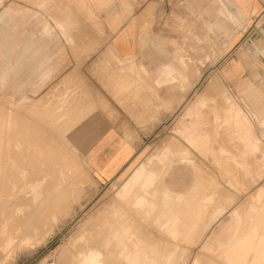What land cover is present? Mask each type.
Returning <instances> with one entry per match:
<instances>
[{"label":"rangeland","instance_id":"374dc122","mask_svg":"<svg viewBox=\"0 0 264 264\" xmlns=\"http://www.w3.org/2000/svg\"><path fill=\"white\" fill-rule=\"evenodd\" d=\"M147 1L148 10L144 20L149 25L151 23V27L157 28V35L151 36L146 47L156 48L162 52V67L167 64L177 65L176 58L178 56H183L184 70L178 72L172 68H163L159 71L156 82V80L153 81V79L154 76H157V72L160 69L159 66H157L155 70L157 71L155 75L154 72H149L147 74L145 70L141 69L142 73L147 75L140 79V82L136 84L137 87L121 90L120 95L116 98L121 104L113 106L112 104H108L107 101L104 102L105 99L100 97L99 94L93 96L92 93L95 92L92 89L70 87L72 83L68 85L64 79L62 82H58L60 76L58 74V61L62 60L65 66L67 58L59 57L54 51L66 47L73 49L76 44H81V41L73 40L75 36L80 34L78 32L80 25L77 23L73 24V22H71L69 26L66 25L64 27L66 36H63L62 39L57 38L53 41L42 40L44 37L40 34L42 22H47V24L52 27L54 23L52 17L54 16H63L66 12L68 13L70 10L74 9L83 13V10L76 7L79 6L76 0H0V15L2 13H8L0 17V76H6V81L0 82V169L2 166L0 171V200L5 197H13L12 206L9 205L7 210H5L6 212L4 211L7 217L4 215L0 218L11 220L13 228H11L10 223L9 225L10 229L13 230L21 226L27 216L30 217L26 218L25 221L31 219V213L34 211V206L36 207L35 203H37L42 196L40 193L41 187L44 185L43 182L46 181L45 179L49 177V174L46 173L37 180L34 176L35 174L33 175V173L31 174L30 172H34L35 170L24 164L27 162L22 161L20 163V161L25 154L26 157L29 156L30 153V156H32L33 153L34 156L38 155L37 144L42 142L44 135V140L53 136H56V139H61L59 142L60 145L63 144L60 146L61 149L64 147L65 150H63V152L65 153L67 151L66 154L67 156L70 155V159H72V155L77 159H73V161H75V166L73 162H71L74 166V174L70 172L72 177H70L69 173L68 176L64 173L66 177L64 176V179L60 181L62 185L59 186H62L61 189H66L67 193L65 192L66 194L63 195L65 198L60 200L59 203L61 204H59V209L55 208L53 210V217L52 215H50L51 217L45 216L49 220L44 219V221L40 222V225L35 227L28 226L25 230L27 232L26 235L24 233L18 236L19 233H22V231L20 232L21 229H17L15 233L13 232L16 235L15 238L11 237V240L13 239L12 243H10L11 240L9 237L8 241L10 245L7 241L4 250L0 249V264L64 263L74 249L75 243L78 242L79 239H82L85 231H90L89 222H91L104 208L110 209L111 206L115 208L116 214L118 215L125 214V216L128 217L132 212L135 213L138 219L140 218L139 220L148 226L147 230L151 229V231H155V229L161 227V220L165 217L162 213H165L166 209H168L167 205H165L167 204L166 201L171 196L173 197V195L176 197L179 196L178 198L182 200L191 199L192 208L198 213L197 227L200 231L206 232L204 239L198 247L200 250L206 251L208 245L218 239L224 240L225 242L231 241L236 237L239 232L237 228L239 226L241 227L243 222V229H246L250 223L253 224L251 227L259 242V246L264 245V185H262L264 182V177H262L264 172L262 170L264 167L262 168L263 165L261 167L258 166L261 164V161L259 162L257 159L260 153H256V157V155H252V153L248 151L244 150L246 153L242 151L243 148L248 150L250 148V145L245 140L248 136L253 140L257 138L256 140H259L256 141L258 150L264 151L263 130L258 126V119L251 117L252 121L250 122V120L246 118V114L249 113L248 108L250 107L255 109L259 116L264 117V3L262 1L261 5L257 4V7L250 13L245 10L242 0H224L227 8L221 7L222 10L219 9L220 0ZM213 1H215L216 4L212 3ZM209 4H215L216 9L221 12L225 11L228 24L230 23L228 27H236L237 30V33L233 37H231V35L226 37L223 33L215 31L208 33L207 38L204 39L203 42L194 41L190 34L194 33L192 30L193 26H195L196 29L201 26V23L197 22L196 17L199 11H202ZM154 6L162 8L161 13L158 12L156 17L154 16ZM228 10L232 15L228 14ZM29 13H34L35 15L32 14L28 16ZM213 19L214 18H210L209 20L214 21ZM55 31L56 30L52 28L51 33ZM197 33L199 34L200 32L197 31ZM26 43L31 50L30 58L27 57V52H23V47H25ZM33 50H39L40 54L36 57L38 60L46 56L48 66L41 67L39 63L37 65V63L33 61ZM28 59L30 60L29 63L27 62ZM43 68L44 71H48L49 69L53 70V72L44 79L41 78V71ZM232 69L235 71H231ZM237 74L239 76L235 77ZM111 93H113V90H111ZM227 98L231 103L234 101L230 112H228L229 110H225L226 104H228L227 101H229ZM81 103L84 105L82 106ZM72 105L74 108H72ZM80 105L81 108H79ZM237 106L242 108L244 112L247 111L245 112L246 114L243 113L244 115H242V112L239 114L238 112H234ZM82 107L83 110H85L84 108L86 107V109L90 108L94 111H101L111 116L116 113L114 110V108H116L122 112L123 116L130 119L133 127L132 132L138 131L140 133L137 136H125V138L137 148V153L128 166L110 182L99 183L94 179L83 154L77 151L68 141L65 134L68 130L62 129L64 127L66 128V126L70 129V127L74 125V121L79 119H76V116L82 117L84 113H79L80 115L78 112L76 113V111L82 109ZM7 111L9 112L7 113ZM47 111L48 113H46ZM233 114L235 117L232 116ZM245 121L248 123L247 126L241 123ZM227 122H231V125L228 123L229 126ZM240 124L243 127V131ZM238 126L240 128H237ZM59 127L62 128L59 129ZM247 127L248 130H245ZM58 133L60 135H58ZM247 133L249 134L247 135ZM241 135L245 138H242ZM38 136H40V139ZM236 137L238 139L240 138V141ZM36 138L41 140V142L36 140ZM29 142L32 144H29ZM241 142L243 144H241ZM247 146L249 148H247ZM176 149H178L179 152ZM69 150L70 154H68ZM72 150L75 152H71ZM8 151H10V155ZM178 153L180 154L179 156H177ZM202 153L203 155H201ZM248 153L249 155L246 158L245 155ZM16 154L18 155L16 156ZM232 154L233 157L235 156L234 158ZM181 155L185 157L187 155L186 159ZM173 156H177L176 158L178 159L175 157L173 158ZM165 157H167V159H165ZM179 159L180 161H178ZM239 159L241 161L245 160L243 161L244 165ZM3 160H5V162ZM146 163L148 165L146 166L147 168L145 167ZM154 163L155 166H153ZM19 165H21V167ZM228 165H234L237 168L234 166V168L232 166L230 168ZM221 166L223 168L222 171L220 170ZM5 167L8 168L7 171ZM158 167L161 168L158 169ZM153 168H157L155 169L157 175H154V170L152 171ZM232 168L234 170H232ZM257 168L259 169L257 170ZM29 169L31 170L29 171ZM236 169L239 171L237 172ZM162 170L164 172H162ZM138 171H141L140 178L130 186L127 194L120 195L121 188L129 183ZM205 171L206 174H204ZM200 172L204 173L201 174ZM207 172L210 174H207ZM15 173L19 175L23 184L20 186L17 185L16 188H13L14 185H12L13 187H10L12 191L8 194L9 196H1L5 188H7L4 190L5 193L8 190L13 180L12 175ZM163 173L165 174L163 175ZM220 173H224V176H220ZM240 173L243 174L241 181ZM251 173L254 176H252ZM230 174L231 177H229ZM208 175L215 176L211 178V176L209 177ZM30 176H33L32 181ZM158 176L159 178L162 177L161 180L163 179L164 182L158 179ZM200 176L203 180L206 178L205 181L201 180L202 183L200 182ZM204 176L205 178H203ZM222 176L225 177V179H223ZM227 176L231 179L230 184V180L228 181ZM232 176H238L239 181H235ZM255 177H259L257 181ZM250 178H252L256 184H254L252 180L249 181ZM10 179L12 180L10 181ZM209 179L210 181H208ZM214 179L215 185L212 183ZM7 180L10 181L9 184ZM2 181L5 182L3 183ZM154 181H156V183H154ZM160 182L165 185L161 186L162 183ZM177 182H180V185ZM216 182H218V184H216ZM237 182H240L239 186L241 189H239ZM169 183L171 186H169ZM187 183L190 184L188 185ZM177 184L179 186L182 185L181 188H179ZM245 184L247 187H245ZM156 185H158V187ZM174 186L175 189H172ZM249 186L251 187L249 188ZM219 187L221 189L223 188V190L220 189L222 192L219 191ZM215 188H218L216 189L217 191L214 190ZM236 188L240 191L236 190ZM245 188H247L246 191ZM13 189L16 191L13 192ZM153 189H155L156 192ZM200 189L203 190L200 191ZM211 189L215 191L214 194H212L214 191L212 192ZM147 191L149 192L147 193ZM177 191H179V193ZM195 191L198 192V194ZM159 192H161L160 195ZM11 193L13 195H10ZM175 193L178 194L175 195ZM195 193L197 197H200V194L202 195L203 193L205 195L203 194L202 198L198 197L199 199H195ZM215 194L218 197L219 195L223 197L224 201L221 197L216 198ZM154 195H157L156 199ZM223 195H225V197ZM232 196L236 198L234 199ZM15 197H17V199ZM211 197L213 200H210L212 199ZM245 197L247 199H245ZM218 199L222 200L221 203L219 200L220 204H218ZM245 200H250V203ZM159 201L161 202V207L159 206ZM226 201L232 203H228L229 209L226 206ZM20 202L21 204L23 203V206ZM214 202L215 204L217 203L215 207ZM223 204L226 205L224 206ZM245 204L247 205L246 210ZM260 204L261 206L259 207ZM61 205H64L62 207L65 208H62ZM115 205H118L117 209ZM211 205H213V208ZM208 207L209 209L212 208L211 211ZM240 207L243 208L241 209ZM156 208L157 210L159 208V210L163 212L158 211V213ZM9 210L14 216V221L13 216L10 218V213H8ZM220 211L226 215L215 220ZM4 212L2 213L4 214ZM154 213L158 214L159 217L154 215ZM205 214H207L208 217L205 216ZM202 217H205V219H202ZM149 220H151V223H149ZM14 225L16 228H14ZM28 229L30 230L28 231ZM164 234L163 232V237H165ZM23 236L25 238H23ZM152 237L155 238L154 236ZM163 237L160 238L163 239ZM19 238L20 240H26L18 244L20 241ZM163 241L161 242L162 244H164ZM130 245L128 244L129 247ZM128 246L126 249L130 250L133 245H131L130 249ZM153 247L151 242H148L144 251ZM1 248H3V246ZM78 260L81 261L80 259Z\"/></svg>","mask_w":264,"mask_h":264},{"label":"bare ground","instance_id":"6f19581e","mask_svg":"<svg viewBox=\"0 0 264 264\" xmlns=\"http://www.w3.org/2000/svg\"><path fill=\"white\" fill-rule=\"evenodd\" d=\"M218 4V3H217ZM43 5V4H42ZM222 9V8H221ZM227 11V10H226ZM229 11V10H228ZM30 14V13H29ZM228 14L229 15H232V13L229 11L228 12ZM54 22V21H53ZM54 23H56V22H54ZM63 23V22H62ZM56 26L58 27V29L60 30V32H62L63 31V28H62V26H60L59 24L57 25L56 24ZM67 31V30H66ZM65 39V38H64ZM261 54V53H260ZM240 58V57H239ZM188 63V62H187ZM189 69V68H188ZM188 71V70H187ZM117 72V71H116ZM120 72V71H119ZM127 74H128V72H127ZM119 75V74H118ZM120 75H122V74H120ZM131 76V75H130ZM126 77V76H125ZM128 77V76H127ZM139 78H140V76H139ZM157 78H158V75H157ZM186 78V77H185ZM123 79V78H122ZM163 79V78H162ZM134 80V79H133ZM260 80V79H259ZM124 81V80H123ZM130 81H132V80H129V82ZM142 81V80H141ZM126 82V81H125ZM156 82H157V80H156ZM123 83V82H122ZM131 83V82H130ZM129 83V84H130ZM146 83V82H145ZM120 84V83H119ZM187 84V83H186ZM123 85V84H122ZM121 85V86H122ZM117 86V85H116ZM146 86V85H145ZM185 86V85H184ZM131 87V86H130ZM139 87V86H138ZM127 89H128V87H126ZM133 88V87H132ZM134 88H135V86H134ZM154 88V87H153ZM186 88V87H185ZM138 89V88H137ZM137 89H135V90H137ZM151 89V88H150ZM124 90H125V88H124ZM221 91H222V89H221ZM250 91V90H249ZM169 93V92H168ZM136 95V94H135ZM158 95V94H157ZM177 95V94H176ZM177 97V96H176ZM223 97H224V94H223ZM227 97V96H226ZM199 98V97H198ZM138 99V98H137ZM149 99H150V97H149ZM195 99V98H194ZM140 100V99H139ZM226 100V99H225ZM227 100H229L228 98H227ZM165 101V100H164ZM226 102V101H225ZM228 102V104H226L227 106H226V111L227 110H229L228 112H230V109L232 108L231 106H232V103L234 102H232L231 103V101L229 100V101H227ZM226 102V103H227ZM28 103V102H27ZM84 103V102H83ZM91 103V102H90ZM153 103V102H152ZM194 103V102H193ZM240 103H241V101H240ZM33 104V103H32ZM31 104V105H32ZM75 104V103H74ZM77 104V103H76ZM82 104V103H81ZM92 104V103H91ZM147 104V103H146ZM244 104V103H243ZM246 104V103H245ZM30 105V106H31ZM79 105V104H78ZM84 104H82V106H83ZM142 105V104H141ZM241 105H242V103H241ZM73 106V105H72ZM22 107V106H21ZM94 107V106H93ZM210 107V106H209ZM243 107V106H242ZM247 107V106H246ZM246 107H245V110H246ZM26 108V107H25ZM72 108H74V106L72 107ZM79 108H81V105H80V107ZM83 108V107H82ZM244 108V107H243ZM32 109V108H31ZM45 109V108H44ZM49 109V108H48ZM85 110V112H87V109H86V107L84 108ZM93 109V108H92ZM234 109V108H233ZM73 110V109H72ZM2 111V110H1ZM27 111H29V110H27ZM43 111V110H42ZM41 111V112H42ZM74 111V110H73ZM76 111V110H75ZM81 111H82V109H81ZM248 111H249V113L248 114H246L245 112H247V111H243L242 110V108H239L238 106L237 107H235V111L234 112H238V114L240 113V112H242V115H244V114H246V118L248 119V120H250V122L252 121L251 120V117H255V118H257L258 119V126L263 130L262 131V134H263V136H264V117H262V116H259L258 114H257V112L255 111V109H253L252 107H250V108H248ZM9 111H7V113H8ZM83 112V111H82ZM92 112V111H91ZM151 112V111H150ZM225 112V111H224ZM19 113V112H18ZM46 113H48V111L46 112ZM76 113H77V111H76ZM87 113H89V112H87ZM155 113V112H154ZM244 113V114H243ZM75 114V113H74ZM79 114V113H78ZM144 114V113H143ZM142 114V115H143ZM225 114V113H224ZM15 115V114H14ZM80 115V114H79ZM85 115V114H84ZM226 115H229V114H226ZM83 116V115H82ZM86 116V115H85ZM137 116V115H136ZM233 117H235L234 116V114L232 115ZM240 116V115H239ZM73 117V116H72ZM139 117V116H138ZM144 117V116H143ZM229 117V116H228ZM243 117H245V116H243ZM242 117V118H243ZM69 118V117H68ZM78 118V116H76V119ZM72 119V118H71ZM74 119V118H73ZM82 119V118H81ZM222 119V118H221ZM230 119V118H229ZM240 119V118H239ZM55 120V119H54ZM75 120V119H74ZM242 120V119H241ZM67 121V120H66ZM76 121V120H75ZM79 121V120H78ZM81 121V120H80ZM209 121H211V120H209ZM240 121V120H239ZM62 122V121H61ZM69 122H71V121H69ZM68 122V123H69ZM236 122V121H235ZM257 122V121H256ZM73 123V122H72ZM76 123H77V121H76ZM181 123H182V121H181ZM180 123V124H181ZM229 122H227V124H228ZM231 123V122H230ZM229 123V124H230ZM240 123V122H239ZM242 124H245V126H247L248 125V123H246V121L243 123V122H241ZM23 124V123H22ZM29 124V123H28ZM57 124V123H56ZM61 124V123H60ZM74 124V123H73ZM209 124V123H208ZM228 124V125H229ZM256 124V123H255ZM72 125V124H71ZM231 125V124H230ZM229 125V126H230ZM237 125H238V123H237ZM22 126V125H21ZM29 126H31V125H29ZM47 126V125H46ZM55 126V125H54ZM61 126V125H60ZM240 126H241V124H240ZM244 126V127H245ZM58 127V126H57ZM187 127V126H186ZM242 127V126H241ZM249 127V126H248ZM248 127L247 128H245V130H248ZM255 127V126H254ZM24 128H25V125H24ZM46 128V127H45ZM60 128H62V127H59V129ZM71 128V127H70ZM130 128V127H129ZM202 128V127H201ZM232 128H233V125H232ZM237 128H240L239 126L237 127ZM256 128V127H255ZM62 129H67V130H69L68 129V127L66 126V128L64 127V128H62ZM177 129V128H176ZM249 129H250V127H249ZM43 130V129H42ZM196 130H197V128H196ZM52 131V130H51ZM60 131V130H59ZM64 131V130H63ZM239 131V130H238ZM241 131V130H240ZM242 131H243V127H242ZM258 131V130H257ZM199 132V131H198ZM41 133V132H40ZM39 133V134H40ZM118 133V132H117ZM191 133V132H190ZM209 133V132H208ZM233 133V132H232ZM231 133V134H232ZM237 133V132H236ZM241 133V132H240ZM244 133V132H243ZM260 133V132H259ZM54 134V133H53ZM62 134V133H61ZM66 134V133H65ZM196 134H198V133H196ZM203 134L205 135V133L203 132ZM249 133H247V135H248ZM27 135V134H26ZM58 135H60L59 133H58ZM221 135V134H220ZM238 135H240V134H238ZM238 135H236L237 137H240V136H238ZM245 135V134H244ZM51 136V135H50ZM206 136V135H205ZM231 136V135H230ZM234 136V135H233ZM242 136V135H241ZM246 136V135H245ZM251 136V135H250ZM261 136V135H260ZM29 137H30V133H29ZM40 136H38V138H39ZM56 137V136H55ZM54 136L53 137H51V138H46L45 140H44V138H45V135H44V138H42L43 140H42V142H41V140H39L38 138H36V140H39L41 143H39V144H37L38 145V155H35L34 156V153H33V155L32 156H30V154H29V156H27L26 157V154H25V156H23L22 158H21V161H20V163L22 162V161H24V162H27V163H24L27 167H32L35 171L33 172V171H30L31 169H29V171L31 172V174L33 173V175L36 177V179L37 180H39L40 178H41V176H43L44 174H49V180H48V178H46L44 181L45 182H43L44 183V185L41 187V185H40V187L42 188L41 189V198H40V200H38V202L37 203H35L36 204V207L34 206V211L31 213V215H32V217H33V219H32V217H31V219H28V220H26L25 221V219L26 218H29L28 216L24 219V222L22 223V225L21 226H19L18 228H16V226L14 225V228H16L15 230H13V229H10V225H11V228H13L12 227V223H11V220H7V219H2V218H0V249H3L4 250V247H5V245H6V243H7V241H8V238L10 237V240H11V237L12 238H15V235L16 234H14L15 233V231L18 229V230H20V232L22 231V233H19L18 234V236L19 235H23L24 233H25V235H26V228L29 226H38V225H40V222H42V221H44V219H48V218H46L45 216H50V215H52L53 213V210L56 208V209H59V207H60V205L59 204H61V203H59L60 202V200L61 199H64L65 198V196H63L64 194H66L67 192H66V189H61V187L62 186H59V185H62L61 183H60V181L62 180V179H64V176H65V174L64 173H66L67 175L66 176H68V173H69V175H70V172H71V174H72V172H73V169H74V166H75V164H74V162L75 161H73V159H76L75 158V156H73L72 154L75 152V151H71V152H73L71 155V158L72 159H70L69 157H70V155L69 156H67V154H66V152L64 153L63 152V150H65L64 149V147H63V149H61L60 148V146L61 145H63V144H61L60 145V142L59 141H61V139L59 140V139H56ZM236 137V138H237ZM242 138H245V137H243L242 136ZM248 138H249V140H248ZM256 138V137H255ZM33 139V138H32ZM32 139H30V140H32ZM235 139V138H234ZM238 139V138H237ZM257 139V138H256ZM256 139H251V137H247V139H245L246 141H247V143L250 145H248L247 146V148H249V150L248 149H242V151H248V152H250V153H252V155H256V157H257V154L256 153H260L259 155H258V157H257V159L259 160V162L261 163V164H259L258 166H262V168L264 167V151L262 152V151H259L258 150V148H257V146H258V144L256 143V141H259V140H256ZM259 139V138H258ZM261 139H262V136H261ZM169 140V139H168ZM239 141H240V138L238 139ZM33 142H34V139L32 140ZM62 141H64V140H62ZM245 141V142H246ZM19 142V141H18ZM170 142V141H169ZM31 142H29V144H30ZM36 143V142H35ZM38 143V142H37ZM61 143H63V142H61ZM179 143V142H178ZM186 143V142H185ZM260 143V142H259ZM9 144H10V142H9ZM32 144V143H31ZM164 144V143H163ZM241 144H243L242 142H241ZM11 145V144H10ZM34 145V144H33ZM47 145V146H46ZM171 145V144H170ZM65 146H66V143H65ZM174 146V145H173ZM202 146V145H201ZM261 146V145H260ZM30 147V146H29ZM67 147V146H66ZM177 147V146H176ZM183 147V146H182ZM182 147H181V149H182ZM245 147V146H244ZM3 149V148H2ZM10 149V148H9ZM33 149H34V146H33ZM70 149H72V148H70ZM259 149H260V147H259ZM261 149H263V148H261ZM67 150V149H66ZM176 150H178V149H176ZM199 150V149H198ZM213 150V149H212ZM228 150H230V149H228ZM2 151V150H1ZM12 151H13V149H12ZM11 151V152H12ZM30 151H31V149H30ZM172 151V150H171ZM183 151V150H182ZM185 151V150H184ZM201 151H202V149H201ZM200 151V152H201ZM214 151V150H213ZM244 151V152H245ZM10 151H8V153H9ZM70 152V150L68 151V154H70L69 153ZM178 152H179V150H178ZM241 152V151H240ZM23 153V152H22ZM28 153H29V151H28ZM186 153V152H185ZM213 153V152H212ZM224 153V152H223ZM246 153V152H245ZM244 153V154H245ZM3 154V153H2ZM13 154V153H12ZM21 154V153H20ZM240 154V153H239ZM5 155V154H4ZM9 155H10V153H9ZM15 155V154H14ZM18 154H16V156H17ZM76 155V154H75ZM180 154L178 153V155L177 156H179ZM201 155H203V153L201 154ZM224 155V154H223ZM249 155V153L247 154V155H245L246 156V158H247V156ZM2 156V155H1ZM15 156V157H16ZM168 156V155H167ZM176 156V157H177ZM182 156V155H181ZM184 156V155H183ZM182 156V157H183ZM211 156H212V154H211ZM9 157V156H8ZM12 157V156H11ZM14 157V159L16 160V158ZM175 156H173V158H174ZM175 157V158H176ZM182 157H181V159H182ZM185 157V156H184ZM186 157H187V155H186ZM186 157H185V159H186ZM214 157V156H213ZM212 157V158H213ZM231 157V156H230ZM232 157H233V154H232ZM235 157V156H234ZM233 157V158H234ZM239 157H241V156H239ZM256 157H255V159H256ZM20 158V157H19ZM19 158H18V160H19ZM170 158V157H169ZM180 158V157H179ZM10 159V158H9ZM165 159H167V157H165ZM164 159V160H165ZM176 159H178V158H176ZM189 159V158H188ZM198 159V158H197ZM216 159H218V158H216ZM243 159H245V158H243ZM254 159V160H255ZM256 159V160H257ZM72 160V161H71ZM77 160V159H76ZM174 160V159H173ZM196 160V159H195ZM214 160H215V157H214ZM257 160V161H258ZM4 162H5V160H3ZM30 161V162H29ZM172 161V160H171ZM175 161V160H174ZM178 161H180V159L178 160ZM216 161V160H215ZM220 161H222V160H220ZM239 161H241L240 159H239ZM243 161H245V160H243ZM243 161H241V162H243ZM17 162V161H16ZM71 162H73V164H74V166L71 164ZM173 162V161H172ZM237 162V161H236ZM248 162V161H247ZM255 162V161H254ZM6 163H7V161H6ZM150 163V162H149ZM258 163V162H257ZM1 164V163H0ZM3 164V163H2ZM16 164H19V163H16ZM77 164V163H76ZM81 164V163H80ZM164 164H165V162H164ZM163 164V165H164ZM198 164V163H197ZM218 164H219V161H218ZM217 164V165H218ZM222 164V163H221ZM227 164V163H226ZM229 164H230V162H229ZM243 165H244V162L242 163ZM22 165V164H21ZM21 165H19L20 167H21ZM248 165V164H247ZM8 166V165H7ZM146 166H148L147 165V163H146V165H145V167ZM153 166H155V163H154V165ZM152 166V167H153ZM156 166H157V164H156ZM167 166H168V164H167ZM167 166H164V167H167ZM182 166V165H181ZM184 166V165H183ZM227 166V165H226ZM230 168H231V166L230 165H228ZM234 166V165H233ZM232 166V167H233ZM236 166H237V163H236ZM236 166H234L235 168H237ZM255 166H256V164H255ZM22 167H23V165H22ZM76 167H77V165H76ZM161 167H162V165H161ZM161 167H158V169L159 168H161ZM164 167H163V170H164ZM178 167V166H177ZM191 167V166H190ZM224 168H226L225 166H223ZM233 167V168H234ZM241 167H242V165H241ZM259 167V168H260ZM147 168V167H146ZM145 168V169H146ZM195 168H197V167H195ZM232 168V170H234ZM243 168H244V166H243ZM248 168H249V166H248ZM259 168H257V170L259 169ZM1 169H2V166H1ZM1 169H0V171H1ZM4 169V168H3ZM5 169H6V171L8 170V168H6L5 167ZM77 169V168H76ZM155 169H157V168H153L152 169V171L154 170V175L156 174L157 175V173H155L156 172V170ZM189 169V168H188ZM201 169V168H200ZM240 169V168H239ZM246 169V168H245ZM13 170V169H12ZM72 170V171H71ZM149 170H151V169H149ZM148 170V171H149ZM162 170V172H164ZM199 170V169H198ZM221 171L223 170V168H222V166H221V169H220ZM219 170V171H220ZM228 170H229V168H228ZM231 170V169H230ZM237 170V169H236ZM18 171V170H17ZM16 171V172H17ZM158 171V170H157ZM165 171H167V170H165ZM184 171V170H183ZM195 171V170H194ZM200 171V170H199ZM227 171V170H226ZM239 170H237V172H238ZM241 171H243V170H241ZM249 171V170H248ZM251 171V170H250ZM255 171H256V169H255ZM254 171V172H255ZM262 171H264V168H263V170ZM261 171V172H262ZM20 172V171H19ZM27 172H28V170H27ZM161 171H160V174L162 173ZM228 172V171H227ZM246 172V171H245ZM253 172V173H254ZM257 172V171H256ZM259 172H260V170H259ZM18 173V172H17ZM17 173H15L14 175H12V178H13V180L12 179H10V181H11V184H10V186H9V188H8V190L6 191V193L4 192V190L5 189H7V188H5V187H2V188H5L4 190H3V193L1 194V196H5V195H7V196H9L8 194L12 191L11 190V186L12 185H14V187L13 188H16L17 187V185H22L23 184V181L21 180V178L19 177V175L17 174ZM158 173H159V171H158ZM201 173V172H200ZM204 173V172H203ZM203 173H201V174H203ZM218 173V172H217ZM231 173H232V171H231ZM4 174V173H3ZM28 174H29V172H28ZM73 174H74V172H73ZM140 174H141V171H138L137 173H136V175L134 176V178L131 180V181H129V183H127L126 185H124L122 188H121V190H120V195H125V194H127V192H128V190H129V188H130V186L134 183V182H136L139 178H140ZM165 173H163V175H164ZM186 174V173H185ZM193 174V173H192ZM192 174H190V175H192ZM204 174H206V171H205V173ZM207 174H210V173H208L207 172ZM224 174V173H223ZM222 173H220V176L221 175H223ZM235 174V173H234ZM241 174V173H240ZM245 174V173H244ZM247 174H248V172H247ZM252 174V173H251ZM2 175V174H1ZM5 175H6V173H5ZM8 175H9V173H8ZM81 175V174H80ZM162 175V174H161ZM243 174H241L240 175V181H241V178L243 177L242 176ZM29 176V175H28ZM65 176V177H66ZM209 177L211 176V175H208ZM214 176L215 175H213V176H211V178H214ZM224 176V175H223ZM222 176V177H223ZM235 176H236V174H235ZM235 176H232V177H234L233 179H235V181H239V177L237 176V177H235ZM251 176V175H250ZM252 176H254L253 174H252ZM3 177V176H2ZM31 177V181H32V178H33V176H30ZM70 177H72L71 175H70ZM74 177V176H73ZM80 177V176H79ZM161 177V176H160ZM179 177H180V174H179ZM185 177V176H184ZM208 177V178H209ZM219 177V176H218ZM221 177V178H222ZM228 177V176H227ZM229 177H231V174L229 175ZM227 178L228 179V181L230 180V182H229V184L231 183V179L230 178ZM246 177V176H245ZM244 177V178H245ZM262 177H264V172H263V176ZM261 177V178H262ZM9 178V177H8ZM24 178H26V177H24ZM162 178V177H161ZM161 178H159V176H158V179H160L161 180ZM190 178H192V177H190ZM203 178H205V176L203 177ZM210 178V179H211ZM247 178H248V176H247ZM246 178V179H247ZM256 178V177H255ZM259 178V177H258ZM258 178H256V181H257V179ZM260 178V179H261ZM5 179V178H4ZM23 179V178H22ZM29 179V178H28ZM184 179V178H183ZM206 179V178H205ZM205 179L203 180V179H201V176H200V182H201V180H203V181H205ZM210 179L208 180V181H210ZM216 179V178H215ZM215 179H214V182H212L214 185H215ZM223 179H225V177H223ZM238 179V180H237ZM34 180H35V178H34ZM159 180V181H160ZM194 180V179H193ZM192 180V181H193ZM222 180V179H221ZM244 180V179H243ZM252 180V178H250V180L249 181H251ZM262 180V179H261ZM6 181V180H5ZM5 181H2L3 183L5 182ZM10 181H8L7 180V182H8V184H9V182ZM70 181V180H69ZM158 181V180H157ZM162 182H164L163 181V179L161 180ZM171 181V180H170ZM180 181V180H179ZM190 181V180H189ZM207 181V182H208ZM218 181V180H217ZM223 181V180H222ZM221 181V182H222ZM247 181V180H246ZM1 182V183H2ZM78 182V181H77ZM162 182H160V183H162ZM173 182V181H172ZM199 182V181H198ZM197 182V183H198ZM226 182V181H225ZM224 182V183H225ZM233 182V181H232ZM248 182V181H247ZM252 182H254V184H256L255 183V181H253L252 180ZM3 183H2V185H3ZM69 183V182H68ZM154 183H156V181H154ZM168 183V182H167ZM178 183V182H177ZM202 183V182H201ZM238 183V182H237ZM240 183V182H239ZM239 183H238V186H239ZM242 183H243V181H242ZM241 183V184H242ZM251 183V182H250ZM78 184V183H77ZM170 184V183H169ZM169 184H167V185H169ZM179 185H180V182L178 183ZM177 184V186H179ZM188 184V183H187ZM190 184V183H189ZM188 184V185H189ZM200 184V183H199ZM216 184H218V182H216ZM227 184V183H226ZM258 184V183H257ZM5 185V184H4ZM72 185V184H71ZM75 185V184H74ZM73 185V186H74ZM153 185H155V184H153ZM159 185V184H158ZM158 185H156L157 187H158ZM162 185H165L164 183H162L161 184V186ZM174 185V184H173ZM187 185V186H188ZM194 185V184H193ZM206 185V184H205ZM249 185V184H248ZM262 185H264V182H263V184ZM6 186V185H5ZM8 186V185H7ZM63 186H65V185H63ZM169 186H171V184L169 185ZM182 186V185H181ZM181 186H179V188H181ZM187 186H185V187H187ZM197 186H199V185H197ZM202 186V185H201ZM209 186V185H208ZM207 186V187H208ZM212 186V185H211ZM232 186V185H231ZM234 186V185H233ZM39 187V188H40ZM160 187V186H159ZM165 187H168V186H165ZM164 187V188H165ZM243 187H244V185H243ZM245 187H247L246 186V184H245ZM251 186H249V188H250ZM258 187V186H257ZM74 188V187H73ZM178 188V189H179ZM204 188V187H203ZM214 188V187H213ZM1 189V188H0ZM71 189V188H70ZM75 189V188H74ZM168 189V188H167ZM172 189H175V186H174V188H172ZM171 189V190H172ZM182 189H183V187H182ZM187 189V188H186ZM192 189V188H191ZM198 189V188H197ZM205 189H207V188H205ZM209 189H210V186H209ZM216 189H218V188H215L214 190H216ZM221 188L219 187V191H221V190H223V188L220 190ZM239 189H241V187L239 186ZM246 189L247 188H245V191H246ZM23 190V189H22ZM65 190V191H64ZM68 190H69V187H68ZM150 190V189H149ZM154 191H155V189H153ZM170 190V191H171ZM180 190V189H179ZM203 190V189H202ZM201 189H200V191H202ZM213 190V191H214ZM236 190H238L237 188H236ZM249 190V189H248ZM14 191H16V190H14L13 189V192ZM151 191V190H150ZM157 191H158V189H157ZM169 191V190H168ZM211 191H212V189H211ZM212 191V192H213ZM217 191V190H216ZM226 191V190H225ZM234 191H235V189H234ZM238 191H240V190H238ZM242 191H243V188H242ZM241 191V193L243 194V192ZM23 192V191H22ZM66 192V193H65ZM149 191H147V193H148ZM156 192V191H155ZM178 193H179V191H177ZM196 192V191H195ZM198 192H199V190H198ZM198 192H196L197 194H198ZM222 192V191H221ZM227 192V191H226ZM225 192V193H226ZM5 193V194H4ZM24 193H25V190H24ZM27 193V192H26ZM32 193H33V191H32ZM37 193H38V191H37ZM160 193L161 192H159V195H160ZM165 193V192H164ZM172 193L174 194V192L172 191ZM178 193H175V195H177ZM181 193H182V191H181ZM180 193V194H181ZM189 193V192H188ZM196 193H195V195L194 196H196L197 197V195H196ZM206 193V192H205ZM215 193V191L212 193V194H214ZM219 193V192H218ZM228 193V192H227ZM239 193V192H238ZM247 193V192H246ZM249 193V192H248ZM165 194H167V193H165ZM204 194V193H203ZM203 194L201 195L200 194V197L202 198V196H203ZM240 194V193H239ZM251 194H253V193H251ZM254 194H255V192H254ZM10 195H13L12 193L10 194ZM169 195V194H168ZM188 195V194H187ZM205 195V194H204ZM216 195V194H215ZM228 195H229V193H228ZM231 195V194H230ZM233 195V194H232ZM244 195V194H243ZM249 195V194H248ZM23 196V195H22ZM51 196V197H50ZM155 196V195H154ZM170 196V195H169ZM181 196H182V194H181ZM193 196V197H194ZM224 197H225V195H223ZM242 196V195H241ZM29 197V196H28ZM71 197V196H70ZM156 197H157V195L155 196V199H156ZM179 197V196H178ZM178 197H176V196H174L173 195V197L171 196L169 199H167V201H166V203L167 204H165V205H167V207H168V209H166V212L165 213H162V214H164V218H163V220H161L162 221V225H161V227H159V228H157V229H155V231H151V229L149 230H147V228H148V226L147 225H145L144 224V222H141L139 219H138V217H137V215L135 214V213H133L132 212V214L130 215V216H128V217H126L125 216V214H120V215H118V214H116V210H115V208L113 207V206H111L110 207V209H106V208H104L101 212H99L97 215H96V217L91 221V222H89L90 223V231H88V232H84V234H83V237H82V239H79V241L78 242H76L75 243V246H74V249L72 250V252L70 253V255L66 258V261L63 263H61V260H60V263L61 264H264V245H262V246H259V242H258V240H257V238L255 237V235H254V233H253V228L251 227V226H253V224H251L250 223V225H248L247 227H246V229H243L242 228V226H243V224H244V222L242 223V225H241V227L239 226L238 228H237V230L239 229V232L237 233V235H236V237L234 238V239H232L231 241H228V242H225L224 240H220V239H218V240H216V241H214L213 243H211V244H209L208 245V249L206 250V251H202V250H200L198 247H199V245L201 244V242H202V240L204 239V236H205V233L204 232H202V231H200L199 230V228L197 227V220H198V213H196L195 212V210H193V208H192V202H191V199L190 200H182V199H180V198H178ZM192 197V198H193ZM195 197V199H199L198 197L196 198ZM218 196L216 195V198H217ZM219 197H221L220 195H219ZM218 197V198H219ZM228 197V196H227ZM227 197H226V199H227ZM230 197V196H229ZM233 197V196H232ZM244 197V196H243ZM13 198V197H12ZM12 198H7V197H5V198H3V199H1L0 200V217H2V216H4V215H6V217H7V214L5 213L6 211L5 210H7V207L9 206V205H11L12 204V202H13V199ZM16 199H17V197H15ZM14 198V199H15ZM18 198H19V196H18ZM212 198V197H211ZM215 198V197H214ZM222 198V200H223V197H221ZM234 199L236 198V197H233ZM249 198V197H248ZM252 199H255L254 197H251ZM25 199V198H24ZM24 199H23V201H24ZM133 199V198H132ZM159 199V198H158ZM161 199V198H160ZM230 199H231V197H230ZM238 199V198H237ZM245 199H247L246 197H245ZM146 200H147V198H146ZM210 200H213V198L212 199H210ZM219 200H220V203L222 202V200L221 199H218V204H220L219 203ZM228 200H229V198H228ZM239 200V199H238ZM258 200V199H257ZM22 201V202H23ZM190 201V202H189ZM216 201V200H215ZM224 201V200H223ZM230 201V200H229ZM233 201H235V200H233ZM245 201H247V200H245ZM250 201V200H249ZM249 201H247V202H249ZM258 201H260V200H258ZM29 202V201H28ZM154 202V201H153ZM198 202V201H197ZM227 202V201H226ZM225 202V203H226ZM252 202V201H251ZM264 202V201H263ZM262 202V203H263ZM118 203V202H117ZM155 203V202H154ZM160 201H159V206L161 207V205H160ZM196 203V202H195ZM228 203L229 202H227L226 204H223L224 206L226 205L227 206V208H228ZM235 203V202H234ZM242 203V202H241ZM250 203V202H249ZM259 203V202H258ZM20 204H21V202H20ZM28 204H30V203H28ZM34 204V205H35ZM56 204H58V205H56ZM64 204V203H63ZM71 204V203H70ZM113 204V203H112ZM123 204V203H122ZM157 204V203H156ZM155 204V205H156ZM201 204H204V203H201ZM212 204V203H211ZM229 204H232V203H229ZM239 204V203H238ZM14 205V204H13ZM22 206H23V203L21 204ZM26 205V204H25ZM66 205V204H65ZM68 205H69V202H68ZM196 205V204H195ZM206 205V204H205ZM210 205V204H209ZM217 205V203L215 204V202H214V207ZM241 205V204H240ZM254 205V204H253ZM12 206V205H11ZM62 206H64V205H61V207ZM116 206V205H115ZM127 206V205H126ZM134 206V205H133ZM213 205H211V207H212ZM237 206V205H236ZM246 204H245V210H246ZM261 206V204L259 205V207ZM120 207V206H119ZM204 207V206H203ZM222 207V206H221ZM220 207V208H221ZM230 207V206H229ZM233 207V206H232ZM254 207V206H253ZM62 208H65V207H62ZM118 208V205L116 206V209ZM122 208V207H121ZM127 208H129V207H127ZM139 208V207H138ZM137 208V209H138ZM201 208V207H200ZM213 208V207H212ZM212 208H210L209 209V207H208V209L211 211V209ZM241 208V207H240ZM243 208V207H242ZM241 208V209H242ZM24 209V208H23ZM33 209V208H32ZM161 209V208H160ZM202 209V208H201ZM207 209V210H208ZM219 209V208H218ZM223 209H225L224 207H223ZM229 209V208H228ZM60 210H61V208H60ZM126 210V209H125ZM129 210H131V209H129ZM165 210V209H164ZM205 210V209H204ZM214 210V209H213ZM5 211V212H4ZM63 211V210H62ZM127 211V210H126ZM155 211V210H154ZM156 211L158 212H160V211H162V210H159V208H158V210H157V208H156ZM225 211H226V209H225ZM240 211V210H239ZM2 212H4V214L2 213ZM65 212V211H64ZM158 212V213H159ZM163 212V211H162ZM198 212V211H197ZM208 212V211H207ZM213 212V211H212ZM211 212V213H212ZM229 212V211H228ZM8 213H10V218L13 216L12 215V212H10V210H9V212ZM60 213V212H59ZM153 213V212H152ZM242 213V212H241ZM62 214V213H61ZM128 214V213H127ZM204 214V213H203ZM118 215V216H117ZM152 215V214H151ZM154 215H157V217H159V215L158 214H156V213H154ZM223 215H226L225 213H223L222 211H220V212H218V214H217V216H216V219L215 220H218L219 218H221ZM205 216H207V214H205ZM250 216H251V214H250ZM45 217V218H44ZM51 217V216H50ZM49 217V218H50ZM52 217H53V215H52ZM140 217V216H139ZM208 217V216H207ZM149 218V217H148ZM151 218V217H150ZM149 218V219H150ZM152 219V218H151ZM202 219H205V217L203 218L202 217ZM207 219V218H206ZM49 220V219H48ZM51 220H53V219H51ZM159 220H160V218H159ZM214 220V221H215ZM13 221H14V216H13ZM151 220H149V223H151L150 222ZM32 222V223H31ZM205 222H207V221H205ZM205 222H204V224H205ZM9 223H10V225H9ZM46 223H48V222H46ZM45 223V224H46ZM88 223V224H89ZM157 223V222H156ZM44 224V225H45ZM213 225V224H212ZM86 226V225H85ZM201 226V225H200ZM257 228V227H256ZM258 229V228H257ZM256 229V230H257ZM30 229H28V231H29ZM208 231V230H207ZM211 231V230H210ZM12 232V233H11ZM14 232V233H13ZM163 232L165 233L164 235H165V237H163ZM152 236H154L155 238H153ZM160 237H163V239L162 238H160ZM17 238V237H16ZM23 238H25L24 236H23ZM81 238V237H80ZM19 240H20V238H19ZM26 239H22V240H20L19 241V243L18 244H20V243H22V242H24ZM164 240V241H163ZM12 241H13V239L11 240V242L10 243H12ZM163 241V243L164 244H162L161 242ZM148 242H151V245H152V247L153 248H151V249H147L146 251H144L145 249V246L147 245V243ZM8 243H9V241H8ZM10 243H9V245H10ZM128 244L130 245H133L132 246V248L130 249V247H131V245H130V247L128 246ZM146 244V245H145ZM154 244V245H153ZM8 245V244H7ZM3 246V248H1ZM128 246V248L130 249V250H127L126 249V247ZM199 250H198V249ZM197 249V250H196ZM11 251V250H10ZM81 251H83V252H81ZM80 253V254H79ZM78 259H80L81 261H79ZM65 260V259H64ZM198 261V262H197Z\"/></svg>","mask_w":264,"mask_h":264},{"label":"crops","instance_id":"0c3cea01","mask_svg":"<svg viewBox=\"0 0 264 264\" xmlns=\"http://www.w3.org/2000/svg\"><path fill=\"white\" fill-rule=\"evenodd\" d=\"M220 1L219 9L222 10L221 7L226 9L225 1ZM262 1L264 3V0H242L245 10L250 13L257 4L261 5ZM76 2L79 3L76 7L83 10V13L74 9L63 16H54L52 18L56 23H53L52 27L47 22H42L40 34L44 36L42 38L44 41L62 39L66 36L64 27L69 26L71 22L80 25L78 29L80 34L73 40L82 43L76 44L73 49L66 47L54 51L59 57L67 58L65 66L62 60L58 61L60 75L58 82L64 79L68 85L72 83L70 87L92 89L95 92L92 93L93 96L99 94L105 99L104 102L116 106L121 104L116 100L121 90L127 89L126 87H137L136 84L149 72H154L155 75L157 66L160 67L157 75L163 68H172L178 72L184 70L183 56L176 58L177 65L167 64L162 67V52L156 48L146 47L151 36L157 35V28L151 27V23L149 25L144 20L148 10L147 0H76ZM212 3L216 4L215 1ZM215 4H209L199 11L196 19L201 26L197 29L193 26L194 33H190L194 41L203 42L208 33L215 31L223 33L226 37L230 35L233 37L237 33L236 27H228L230 23L228 24L225 11L217 10ZM161 9L154 6L155 17L158 12L161 13ZM6 14L8 13H2L0 17ZM32 14L35 15L30 13L28 16ZM210 18H214V21H210ZM56 24L63 27L62 32ZM52 28L56 30L54 33H51ZM23 52H27V57L30 58L31 50L27 43L23 47ZM33 52V61L37 65L39 63L41 67L48 66L46 56L38 60L36 57L40 54L39 50ZM141 69L147 74L142 73ZM52 72L51 69L44 71L43 68L41 78L48 77ZM238 76L237 74L235 77ZM156 79L157 76H154L153 81ZM129 80H132L131 83ZM5 81L6 76L1 75L0 82ZM114 110L116 113L111 116L90 108L87 109L89 113L83 108V112L78 109V113H84L86 116L83 114L82 117H78L79 121L76 120L77 123L74 121V125L66 133L68 141L83 154L94 179L99 183H107L116 178L137 153V148L125 136H137L140 133L138 131L133 133L130 119L123 116L118 109Z\"/></svg>","mask_w":264,"mask_h":264}]
</instances>
